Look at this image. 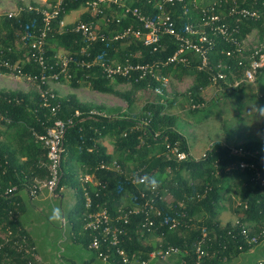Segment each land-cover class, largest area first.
I'll use <instances>...</instances> for the list:
<instances>
[{
    "label": "trees",
    "instance_id": "16d2710c",
    "mask_svg": "<svg viewBox=\"0 0 264 264\" xmlns=\"http://www.w3.org/2000/svg\"><path fill=\"white\" fill-rule=\"evenodd\" d=\"M91 1L50 0L46 6L32 0L15 14H0V74L36 77L33 81L37 84L27 91L0 89V128H3L0 130L3 135L0 138V264L36 263L35 242L23 221L26 202L22 192L25 189L29 193L32 185L48 177L47 148L36 134L46 133L55 120L66 124L58 200L64 186L74 190L76 203L65 216L70 238L92 251L90 259L69 260L68 264H93L95 259L123 264L115 254V246L108 251L107 261L98 255L100 251L106 253L110 246L108 241H100L99 249L90 247L93 237L101 239L102 234L86 229V218L89 212L100 207L107 210L111 228L120 229L117 248L123 249L129 257L135 254L136 259L145 260L147 264L151 261V252L164 251L170 246L176 247L178 252L167 260L156 258L155 264H164L170 258L184 264H197L198 244L205 252L199 264H223L263 241L264 118L260 125L263 141L248 140L233 146L244 153L235 154L231 146L214 141L204 155L194 158L185 137L176 129V115L166 111L164 102L146 101L138 115L127 111L112 115L105 112L108 108L82 102L75 94L58 96L50 90L48 82L66 78L71 87L86 85L91 90L121 98L130 107L134 90L154 91L160 82L152 77L139 81L133 77H108L94 61L156 62V71L168 79L193 78L187 97L194 104L193 109H197L203 102L204 88L211 84L225 85L241 76L249 65L250 56L257 57V52L264 50L261 48L264 0H183L165 4L164 12L170 16L175 32L185 35L184 27L190 23L213 40V44H205L208 56L205 67L200 66L201 56L193 50L185 53L188 62H169L168 58L180 47V42L171 34H161L156 50L130 35L115 39V35L128 27L140 28L141 23L131 14L121 16L122 11L116 6L100 5V11H93L88 7ZM126 2L151 17L161 13L154 0ZM54 8L57 14L46 23L43 12ZM80 8L85 10L79 20L61 25L66 14ZM241 8L254 11L255 16L232 11ZM213 14L219 16L215 24H226L241 47L247 36L256 30L262 41L258 49H252L248 57L247 52L239 51L227 36L213 33L210 25L202 26ZM79 22L92 25L103 38L86 40L81 32L74 30ZM40 38L42 45L33 47ZM59 50L64 52L65 65L63 57L57 54ZM219 71L226 77L213 82V76ZM41 76L45 82L41 81ZM263 76L264 66L258 69L256 78L260 80ZM117 84H129L130 90H117L114 87ZM239 89L240 84L233 90ZM45 92L54 93V97H49V102L57 106L54 113L43 105ZM76 111L79 115H75ZM106 137L113 139L111 152L101 143ZM174 146L186 152L187 158L177 159L171 152ZM241 162L246 166L241 167ZM75 167L83 175L92 176L98 184L76 180ZM145 174L160 182L156 191L145 190L144 185L137 182L136 177ZM13 186L15 190L6 192ZM233 188L240 191L238 201L230 207L236 220L222 225L218 215L225 208L224 201H231ZM87 197L89 207H86ZM107 237L109 240L110 235ZM252 237L256 240L250 241ZM259 264H264V255Z\"/></svg>",
    "mask_w": 264,
    "mask_h": 264
},
{
    "label": "rangeland",
    "instance_id": "374dc122",
    "mask_svg": "<svg viewBox=\"0 0 264 264\" xmlns=\"http://www.w3.org/2000/svg\"><path fill=\"white\" fill-rule=\"evenodd\" d=\"M31 1L0 0V14H15ZM33 1L46 6L50 4V0ZM84 10L85 8H80L70 11L66 14L63 23L79 20L80 14ZM261 42L259 33L254 30L242 42V48L248 54L252 49H258ZM63 53L62 50H59L57 54L64 58ZM236 81L240 82V89L237 91L233 90L238 87L235 86ZM192 82L193 78L190 76L185 77L182 81L169 78L162 94H158L151 89L134 90V100L130 107L123 99L112 94L91 90L86 85H81L79 88L71 87L66 78L63 81H49L48 84L50 90H53L58 96L74 93L80 101L108 108L105 112L112 115L119 114L122 111L138 115L141 106L146 101L159 100L164 102L167 107L166 111L176 115V129L183 134L191 149L195 150L194 156L191 155L194 158H200L205 151L201 150L208 148L214 141H221L231 147L248 140L263 141L260 125L264 118V110L260 108L264 107V76L260 80L256 78L253 82L245 81L243 76H239L225 85L219 83L208 85L201 93L203 102L197 109H193L194 104L187 97V90ZM36 87L37 84L33 80L24 76L0 74V89L27 91ZM114 87L120 91L130 90L129 84H117ZM0 130H3V128H0ZM2 137L3 135H0V138ZM101 143L106 146L108 152L112 151V138H103ZM199 150L200 152H196ZM73 172L74 178L80 181L83 174L76 167ZM35 185L38 186L36 196L31 197L25 189L22 192V197L26 202L23 221L26 223V228L35 242L33 256L36 263L34 264H68L69 260L81 262L90 259L92 251L71 240L65 217L76 203L74 190L67 185L64 186L62 191L64 198L61 201V199L58 200V191L55 196L49 193L44 180L36 182ZM239 192L236 188L231 189V196L235 197V201L239 199ZM54 207H59L62 210L63 219L61 222L54 223L49 220ZM220 217L222 218V225L234 219V215L230 210H224ZM262 242L259 241L255 244L259 247L258 254L246 256L244 253L236 260L234 258L224 264H257V258L264 255ZM93 261V264H108L99 259ZM156 261L157 259H153L149 264L156 263Z\"/></svg>",
    "mask_w": 264,
    "mask_h": 264
},
{
    "label": "built area",
    "instance_id": "2783aa9c",
    "mask_svg": "<svg viewBox=\"0 0 264 264\" xmlns=\"http://www.w3.org/2000/svg\"><path fill=\"white\" fill-rule=\"evenodd\" d=\"M175 1L182 2L183 0H154L155 5L158 7V9L161 11V13L157 17H151L149 15H145L141 12V10L138 7H132L130 6L126 0H92L88 7H90L93 11H100L99 7L100 5H105L107 7L116 6L120 8L121 16H125L127 14H131L137 18V20L141 23L140 28L133 29L131 27L126 28L122 33L117 34L114 36L115 39L126 37L128 35L134 37L135 39H138L142 42L143 45L152 47L154 50L159 45L161 34H171L174 36V38L180 42V47L177 49V51L168 58L169 62H182L186 63L188 62V57L185 55L187 50H193L195 53L199 54L201 56V67H205L208 64V56H207V44L208 46L213 44V40L211 37L207 35L206 32L203 30H199L195 28L192 24L187 23L184 27L185 35L179 34L174 31L172 28V22H170V16L167 15L164 12V6L166 3H172ZM233 12H238L242 16H255V12L248 10L246 8H241L234 10ZM231 11V12H232ZM44 20L47 23L49 18L55 16L57 14V9L54 8L52 11L45 10L44 12ZM219 20L218 15H210L207 19H205L202 23V26H209L210 30L213 33H219L224 36H227L238 48L240 51L243 48L237 43L235 38L231 36V32L228 30V26L224 23H217ZM63 21H61V25H63ZM75 31H79L83 34L86 40L93 41L96 40V38H103V35L97 31H95L92 27V25L79 22L75 28ZM44 34H42V37ZM195 36H197V39L195 40ZM43 43L42 38L38 39L35 43H33V47H40ZM261 48L264 49V41L261 44ZM258 56L253 57L250 56V62L248 67H245L243 69V73L241 76H243V80L248 82H253L256 78V73L259 68L264 66V50L262 52H257ZM229 54V52L227 53ZM34 56V54H32ZM40 62H42V58H39ZM95 63H98L103 68V71L108 77H115V76H122V77H133L136 81H139L146 77H152L155 78L160 82V85L155 87L154 91L156 93H162L163 87H166L169 79L168 77L160 74L157 70L158 63H131L127 62L125 64L118 63V62H104L103 60L96 59L94 61ZM66 64V58H63V65ZM238 64L242 65L241 61H238ZM26 77V76H24ZM226 77V74L223 72H217L213 76V82H216L217 79H224ZM26 78L34 80V78H31L30 76H27ZM53 78L56 79L57 76L53 74ZM41 81L45 82L44 76H41ZM241 80V79H240ZM239 80V81H240ZM239 81L235 82V86H238L240 84ZM243 82V81H242ZM45 92L44 98H43V105L50 108V111L54 113L56 111L55 105H52L51 102H49V97H54V93L50 92L49 94ZM47 96H46V95ZM194 107V105H193ZM75 115H79V112L76 111ZM264 117V116H263ZM70 122V120L68 121ZM66 129V124L63 120H55L53 125L47 129L46 133L44 134H36L37 138L43 142V144L47 148V158H48V177L44 180V184L46 188L48 189L49 193L51 195H54L57 193V186L62 176V169H61V159H62V147H63V138L64 133ZM231 151L235 154H241L244 153V151L241 148H234L231 147ZM172 154L179 160L187 158L188 154L184 151H179L176 146H174L171 149ZM204 155V153H203ZM241 167H245L246 163L241 162ZM80 180L82 182L90 181L93 184L97 185L98 183L93 180L92 176L88 174H84ZM262 182H264V178H262ZM16 187H10L6 190V192H11L12 190H15ZM38 193V186L35 184L32 185L30 188L29 194L33 197L36 196ZM59 195V194H57ZM90 200L87 197L86 207H89ZM152 222L150 221L149 224ZM86 229L95 230L102 234V238L99 239L97 236H94L92 239V242L90 243V247L93 249H99L100 244L102 241L103 243L109 242L110 246L106 249V253L100 251L99 256L104 260L107 261L109 250L112 246H115L116 252L115 254L120 257L121 262L123 264H147V261L145 260H138L136 259L135 254H132L131 257H129L125 251L121 248H117L118 245V237L117 233L119 234L120 229L117 228H111L110 225V216L106 209L100 207L98 210L94 212H89L87 214L86 223H85ZM243 232H245L243 230ZM107 234L110 235V239L108 240ZM256 238L252 237L250 241H255ZM178 252V249L176 247L170 246L164 251H153L150 253V260L160 258L161 260H167L168 257ZM195 253L197 254L198 260L197 264H199L200 257L205 253L200 245L198 244L196 246Z\"/></svg>",
    "mask_w": 264,
    "mask_h": 264
},
{
    "label": "crops",
    "instance_id": "0c3cea01",
    "mask_svg": "<svg viewBox=\"0 0 264 264\" xmlns=\"http://www.w3.org/2000/svg\"><path fill=\"white\" fill-rule=\"evenodd\" d=\"M69 23V22H68ZM71 94H74V93H71ZM76 95V94H75ZM77 96V95H76ZM78 98V97H77ZM83 102V101H82ZM86 103V102H85ZM88 104V103H87ZM91 105H93V104H91ZM177 131L179 132V130L177 129ZM181 133V132H180ZM183 135V134H182ZM186 139V138H185ZM187 141V140H186ZM187 145H188V148H189V153H190V155H192V156H194V154H195V150H192L191 149V147H190V145H189V143L187 142ZM113 149V148H112ZM207 148H205V149H203V150H201V151H204V150H206ZM196 152H200V150L199 151H196ZM61 191H63V188H62V190ZM62 196V197H61ZM61 201L63 200V198H64V194L62 193L61 194ZM231 201H229V200H225L224 202H225V208L221 211V213L218 215V220L222 223V221H221V217H220V215L224 212V210H230L231 211V206H232V204H235V202H237V200L235 201L234 200V196H231ZM232 212V211H231ZM233 214V213H232ZM234 215V214H233ZM235 220H236V216L234 215V219H233V221L235 222ZM233 221H230L231 223L233 222ZM227 223V222H226ZM262 242V241H261ZM262 247H263V254H264V242H262ZM258 252H259V247L257 246V245H254L252 248H250L248 251H246V252H243V253H240L239 255H237V256H235V257H233L232 259H234L235 258V260L238 258V257H240L241 256V254H244L245 253V255L246 256H249V255H252V254H258ZM263 258V255L261 256V257H258L257 258V264H259L260 263V261H261V259ZM232 259H230V260H232ZM229 260V261H230ZM226 262H228V261H226ZM225 262V263H226ZM155 263V262H154ZM164 264H184V263H181V262H178L175 258H170L168 261H166V262H164ZM224 264V263H223Z\"/></svg>",
    "mask_w": 264,
    "mask_h": 264
},
{
    "label": "clouds",
    "instance_id": "9594fccd",
    "mask_svg": "<svg viewBox=\"0 0 264 264\" xmlns=\"http://www.w3.org/2000/svg\"><path fill=\"white\" fill-rule=\"evenodd\" d=\"M261 110H264V107L260 108ZM136 180L139 184L144 185L145 190L148 191H156L160 187V182L152 176H148L147 174L143 176H137ZM63 219V213L62 210L59 207H54L52 209V212L49 216V220L54 223L61 222Z\"/></svg>",
    "mask_w": 264,
    "mask_h": 264
},
{
    "label": "water",
    "instance_id": "95a60500",
    "mask_svg": "<svg viewBox=\"0 0 264 264\" xmlns=\"http://www.w3.org/2000/svg\"><path fill=\"white\" fill-rule=\"evenodd\" d=\"M62 197V196H61Z\"/></svg>",
    "mask_w": 264,
    "mask_h": 264
}]
</instances>
